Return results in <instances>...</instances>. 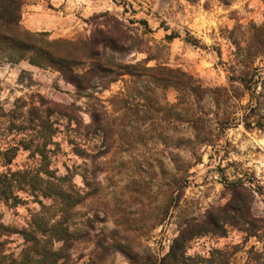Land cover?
<instances>
[{
    "label": "rangeland",
    "instance_id": "rangeland-1",
    "mask_svg": "<svg viewBox=\"0 0 264 264\" xmlns=\"http://www.w3.org/2000/svg\"><path fill=\"white\" fill-rule=\"evenodd\" d=\"M39 1L24 0L22 29L77 61L62 74L0 53V179L20 171L38 189L51 181L78 193L68 224L85 234L65 264H264V0H45L36 23L29 6ZM97 57L133 74L93 70L77 88L73 76ZM156 66L229 88L225 104L203 110L236 120L197 146L198 162L177 143L186 125L176 132L174 116L155 110L177 95L144 75ZM243 75L250 86L233 81ZM18 195L17 206L0 200L6 226L62 216L55 196ZM0 241V253L24 247L17 233Z\"/></svg>",
    "mask_w": 264,
    "mask_h": 264
},
{
    "label": "trees",
    "instance_id": "trees-1",
    "mask_svg": "<svg viewBox=\"0 0 264 264\" xmlns=\"http://www.w3.org/2000/svg\"><path fill=\"white\" fill-rule=\"evenodd\" d=\"M24 5V0H0V53H4L6 58L14 61L16 58L27 59L31 64L42 66L45 60L59 64V71L65 74L64 70L72 66L77 61L76 57L65 58L58 51L45 47V43H38L36 35L22 29L20 25L21 10ZM172 37V36H170ZM264 46V44H263ZM93 69L86 70L85 74L73 76V82L77 88L80 85L77 83L89 75L93 70L105 74H121L128 72L132 75L131 67L128 66H111L102 58H96L93 62ZM144 75L154 79L160 86H170L176 92V101L174 103L165 102L159 104L155 110L163 111L165 114L174 116L177 125L176 132L183 130V124L186 125V132L177 138V143H189L192 146L191 155L194 156V162H198L199 153L197 146L214 145L220 138L221 133L225 128L232 124L236 117L233 112L229 114H221V118H209L208 110H203V104H213L219 107L221 103L227 102L230 98L229 88L227 87H209L204 86L199 78L192 74L186 73L180 69H172L165 66L146 67L142 69ZM233 81L239 82L244 86H250V75H243ZM231 84L229 87H232ZM241 98L243 95H238ZM151 102V100H149ZM153 104V101H152ZM155 104V102H154ZM215 116H218L216 113ZM93 124L99 126L98 116H93ZM247 127L250 123L245 124ZM100 129V127H97ZM192 165V163H190ZM25 172H13L10 174H2L0 179V200L12 206H17L22 202L18 191L29 189L31 195L36 197L41 194L43 197L55 196L61 200L62 216L58 221H49L44 217L37 218V212L32 218L27 227L15 229L4 225L0 222V239L2 236H10L17 233L24 240V247L20 254L13 253L4 254L3 250L0 253V264H65L67 251L70 243L77 240L85 234L80 230H71L68 224L67 209L73 204H78V193L71 187L55 185L48 181L50 187L38 189L30 183V180L25 179ZM183 182L187 181V173ZM66 177H64L65 179ZM180 184V180H177ZM183 186V184H182ZM42 208H45L41 201H38ZM65 215V216H64ZM60 242L61 246L54 248V243ZM4 242L0 241V246Z\"/></svg>",
    "mask_w": 264,
    "mask_h": 264
},
{
    "label": "crops",
    "instance_id": "crops-1",
    "mask_svg": "<svg viewBox=\"0 0 264 264\" xmlns=\"http://www.w3.org/2000/svg\"><path fill=\"white\" fill-rule=\"evenodd\" d=\"M29 10H30V15H31V20L33 22H38L39 20H44V16H45V0H40L39 2H37L36 5L32 4L31 6H29ZM35 10H41L40 13L35 12ZM27 28L29 30H41L43 29V27H39L37 25H27Z\"/></svg>",
    "mask_w": 264,
    "mask_h": 264
}]
</instances>
